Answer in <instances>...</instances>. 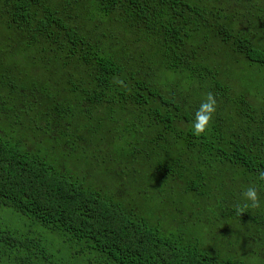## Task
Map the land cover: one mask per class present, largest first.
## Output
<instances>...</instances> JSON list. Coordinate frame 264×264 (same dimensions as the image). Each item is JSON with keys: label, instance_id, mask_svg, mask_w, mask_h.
I'll list each match as a JSON object with an SVG mask.
<instances>
[{"label": "trees", "instance_id": "obj_1", "mask_svg": "<svg viewBox=\"0 0 264 264\" xmlns=\"http://www.w3.org/2000/svg\"><path fill=\"white\" fill-rule=\"evenodd\" d=\"M196 4L0 0L17 44L0 55V264H264V203L240 213L232 194L264 198V34L230 43ZM209 92L258 126L251 144L214 115L194 134L190 97Z\"/></svg>", "mask_w": 264, "mask_h": 264}, {"label": "rangeland", "instance_id": "obj_2", "mask_svg": "<svg viewBox=\"0 0 264 264\" xmlns=\"http://www.w3.org/2000/svg\"><path fill=\"white\" fill-rule=\"evenodd\" d=\"M56 1V0H55ZM186 5H195L196 1L200 0H183ZM197 5V8L202 11V22L201 26H208L207 23H209L212 27L211 30H214L217 32L218 29L226 27L227 29H232V39L230 40V43H233V41L236 39L237 41H252L256 38L260 37L258 33L264 34V27L259 30L258 27H250V26H264V0H202ZM221 16H227L229 20H231L228 23H223L219 20ZM233 20V21H232ZM80 22L74 23L73 25L78 26ZM210 28V27H209ZM257 28V29H256ZM200 29L204 30L200 32V36L206 33V30L203 27H200ZM91 36L94 40L102 39L104 35L107 36V40L105 42L104 47H106L110 42L115 43L114 36L116 32L111 29L109 31L105 30L103 27H100L99 30L91 31ZM258 32V33H257ZM8 34L11 36V32L7 33L2 27H0V55L4 54V57H7L6 53H10L15 50L16 48V40L13 37V35L10 37L12 40H10ZM209 34V33H208ZM207 34V35H208ZM1 35H4L5 39L2 38ZM117 35V34H116ZM9 38V39H8ZM8 43H7V42ZM128 41V38H126V42ZM119 42V45L121 46L124 42ZM254 43H260L259 38H257V42L253 41ZM138 48L141 50H145V48L139 46L136 44L135 46H130L129 52L132 54L131 56L134 57L135 61H139L142 58L138 54ZM215 48V52L217 54H221L222 50H225L224 43L217 42L216 45H214L213 50ZM212 49V48H211ZM207 51H200L198 54L202 57H205L207 55ZM1 57V56H0ZM56 65V64H54ZM23 65H21V68ZM46 68V67H45ZM23 70L26 71V67L23 68ZM252 72V71H251ZM234 74L239 79L244 80L246 76H251V73L247 74L246 72L236 69L234 71ZM56 78L60 79L63 77V74L61 75L58 72H55ZM158 81H160L158 79ZM26 80H24V83ZM177 80L171 79V83H176ZM27 84H31V78H28ZM188 88L185 85H182L179 87V90L177 92L178 96L181 93H186ZM161 91L164 94L169 93V89L167 88H161ZM206 98L205 95L201 96L198 94H194L192 97H190V100L193 102H196V100L201 104L202 101H204ZM232 109L228 108L223 109L221 106L217 104L216 106V112L214 114L215 117H218L222 120L221 122V129L220 132L222 134H228L230 136H233V140H241V144H251L253 142V138L255 135V131L258 129V126L248 123L247 118L245 120L241 119L239 115H236L235 112H237V108L235 105H231ZM263 115L260 114L259 119L261 120ZM264 138V137H263ZM264 142V141H262ZM261 149H264V144L260 146ZM215 171H218L217 167H214ZM234 169L231 168L228 170V172H232ZM231 180L236 181V175L234 177L230 178ZM232 194L235 197L236 201L244 202L246 201L243 197V192L246 190H242L238 188L237 182L233 185ZM260 198V204L264 203V198L259 195ZM264 216V215H263ZM228 228V226H227ZM253 261V260H252ZM256 262V261H255Z\"/></svg>", "mask_w": 264, "mask_h": 264}, {"label": "clouds", "instance_id": "obj_3", "mask_svg": "<svg viewBox=\"0 0 264 264\" xmlns=\"http://www.w3.org/2000/svg\"><path fill=\"white\" fill-rule=\"evenodd\" d=\"M115 82L121 85H123L124 83L118 78L115 79ZM216 106L217 100L214 94L211 92L207 93L205 100L202 101L200 107L195 112V118L192 122V127L194 129L195 135L199 136L208 130L211 125L213 115L216 112ZM258 179L260 181H264V170L259 171ZM242 195L246 201L250 202V205L248 203H245L243 208L237 206L238 212L243 213L244 210L249 206L252 208H259L261 206L258 190L255 185L248 186Z\"/></svg>", "mask_w": 264, "mask_h": 264}]
</instances>
